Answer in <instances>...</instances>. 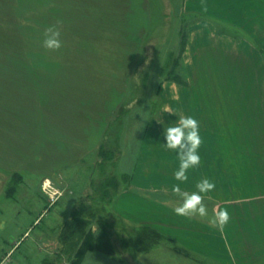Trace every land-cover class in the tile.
<instances>
[{
	"label": "rangeland",
	"instance_id": "rangeland-1",
	"mask_svg": "<svg viewBox=\"0 0 264 264\" xmlns=\"http://www.w3.org/2000/svg\"><path fill=\"white\" fill-rule=\"evenodd\" d=\"M195 19L184 13L183 0H0V224L4 225L0 262L42 264L58 256V264H70L68 256L58 255L59 231L82 203L97 212L89 229H96L99 219L110 223L112 254L103 253L118 263L236 262L212 260L182 241L186 234L196 247L207 244L212 252L219 249L224 234L222 230L213 234L220 229L210 228L206 218L168 215L176 229L168 235L156 229L162 235L144 249L126 245L130 232L136 234L143 226L112 210L116 195L132 190V174L149 121L161 117L164 101L157 65L163 61L164 48L177 47L184 25ZM58 20L63 47L49 52L42 47L43 33ZM257 55L264 59V50ZM224 70L229 74L220 77L223 82L216 84L210 76L216 85L211 84L210 90L203 85L209 95V117L219 129L212 140L217 141L216 151L206 153L204 148L201 155L209 164L220 153L224 162L219 166L228 177L205 194L204 203L209 216L220 207L230 215L223 228L230 243L224 244L225 256L237 253L246 264L257 257L256 264H264L260 258H264V96L259 102L260 94L264 95V67ZM214 72L222 73L217 68L212 72L215 76ZM124 83L127 89L121 90L125 101L120 108L118 87ZM219 93L227 95L214 99ZM106 117L111 120L104 135L107 161L99 163L96 150L81 165L83 181L76 189L71 185L64 189L60 162L69 165L88 154L99 129L108 125ZM154 148L146 146L141 157L152 161L153 150L154 155L158 151ZM162 149L167 150L164 145ZM162 160V172L174 173V164ZM108 176L115 186H108L106 192L99 187ZM180 184L184 188L185 183ZM114 189L117 194L110 201ZM144 193L167 202L174 214L179 198L172 190ZM14 210H18L16 218ZM204 231L210 234L205 239Z\"/></svg>",
	"mask_w": 264,
	"mask_h": 264
},
{
	"label": "crops",
	"instance_id": "crops-1",
	"mask_svg": "<svg viewBox=\"0 0 264 264\" xmlns=\"http://www.w3.org/2000/svg\"><path fill=\"white\" fill-rule=\"evenodd\" d=\"M183 11L185 14L197 17V20H193L187 29V42L182 56L183 74L188 84L183 85L171 80H163L160 84L159 95L160 99L164 101L160 112L161 117L160 119H151L145 130L139 150V154H141L137 158L132 174V190L128 188L121 190L112 204V210L121 218L150 226L161 232H166L167 235L176 229L177 224L175 225L173 221L168 219V215H175V213H171L168 205L148 197L150 195H146L144 192H157L165 189L170 191L175 184H179L181 189L192 192L196 191L195 185L202 179L207 178L216 185H223L228 177L222 167L219 166V162L220 164L224 162L220 153L219 157L216 158L217 160L209 164L205 162L204 154L201 155L204 148L206 153L216 151L215 143L217 144V141L215 137V141L212 140L214 132H218L219 129L218 123H215L217 121L209 117L210 108L207 104L209 95L203 91V85H207V90H210L211 84L216 85L223 82L220 77L226 73L229 74L224 70L225 68L232 70L234 73L236 68L258 67V65L259 68L264 67V59L257 55V52L261 53L264 50V0H183ZM216 68L217 70L220 69L222 73L214 72V74H217L214 76L212 72ZM210 76L214 77L213 80L215 79L216 82L214 83L216 84L210 82ZM211 92L213 93V91ZM219 95L220 97L217 94V98H212L224 99L227 94L222 95L219 93ZM263 96L261 93L259 102H261ZM170 111L177 115L169 113ZM179 115H191L199 122L202 139L199 148L200 164L196 168L189 169L188 180L183 182L185 183L184 188L181 186L180 181L174 178L173 172L164 174L160 165V160L163 159L164 163L174 164V170L178 168L179 161L176 153L169 150L163 151L162 147L164 142L166 143L163 135L164 129L174 125ZM98 144L99 141L95 140L94 145L89 148L88 154L84 153L83 157L80 156L77 162L72 160L69 165L67 162H60V183L63 182L62 187L64 189L68 185H71L72 189H76L77 184L83 181V173L80 169L84 168L81 165L88 158L87 156H91L90 154L97 150ZM146 146L158 149L155 155L153 150L152 161H147L146 156L141 157ZM162 154L164 156H161ZM96 162L98 160H94V165H96ZM208 165L213 167L211 168L213 172L209 171L211 169H208ZM62 192L60 189V195L63 194ZM14 211L16 212L13 213V216L16 218L18 210ZM184 229L186 228L184 227ZM220 231L218 230L213 234L217 235ZM223 234L222 246L219 249L216 248V251L213 252L207 248L209 247L207 244L206 248L194 246L193 242L187 240L186 234L182 241L190 250L193 249L212 260L225 263V260L237 259L234 264H237L238 260V264H246L244 260L238 257L237 253H234V256L231 254L225 256L224 244L228 243V239L225 230H222ZM192 235L199 236V234ZM209 235V231L201 232V237L204 239ZM228 244L230 246V243ZM260 258L264 260L263 257ZM255 259L257 257H253L250 264H256ZM82 264L121 263L108 257L103 252L95 250L88 252Z\"/></svg>",
	"mask_w": 264,
	"mask_h": 264
},
{
	"label": "trees",
	"instance_id": "trees-1",
	"mask_svg": "<svg viewBox=\"0 0 264 264\" xmlns=\"http://www.w3.org/2000/svg\"><path fill=\"white\" fill-rule=\"evenodd\" d=\"M191 22V21H190ZM188 21L184 25V32L181 39L178 42L177 47L173 45L172 47H166L165 46V53H164V58L160 64L157 66L160 67V74H159V82L160 84L162 83L163 80H171L183 85L188 84V82L185 79V76L183 74V60L182 56L186 47V42H187V34H188V27H189ZM183 29V28H182ZM181 33V32H180ZM178 49V51H177ZM136 57V55H135ZM131 65H132V61ZM182 68V71L179 70ZM163 70V73L161 72ZM130 76V74H129ZM162 77V78H161ZM123 79V78H122ZM120 79V81L122 80ZM128 83H131L128 82ZM120 89V90H119ZM127 89L125 87V83L122 87H118V92H119V98L120 101H118V106L122 108L123 103L125 101L124 96L122 94L121 90ZM118 108V112L121 111L122 109ZM117 109L112 110L113 111V116L116 113ZM125 112V111H124ZM128 113V111H126ZM123 117V116H122ZM122 117L119 118L120 121H122ZM105 123L103 122V125H107L105 128L102 130L99 129V144L97 147V150L99 151V156H101V159L99 160V163L101 162H106L107 161V153L105 151V148L107 149L106 146H104L105 143V138L107 136L104 135L106 132L109 131L110 125H111V120L106 117ZM98 123V119H97ZM102 125V126H103ZM107 140V139H106ZM108 186H115L114 185V178L112 177H106L104 181L101 182L100 184V190H107ZM15 188H11L10 190H14ZM98 191V189L96 188ZM104 191V192H105ZM11 193V191H9ZM108 192V191H106ZM116 190L114 189V192L112 193V198H110V201L113 200V197L116 195ZM97 217V212L95 211L94 207L91 204H84L82 203L79 207L75 208L70 217H68L65 222L60 226V231H59V245L60 249L58 251L59 256H68L70 264H82L83 261L85 260V257L87 256L88 252L90 251H101L104 253H110V245H109V240L108 237L112 236L111 234V225L107 221L103 219L98 220V226L96 229L93 230V228L90 227L89 229V224L91 221L96 219ZM143 226L142 231H139L136 234H130L128 235V240L126 239V245L129 247H136L137 245L141 246L144 249H148L152 246V242L159 239V236L162 234L157 231L154 228L148 227V226ZM59 257L55 259H46L42 262V264H58V259Z\"/></svg>",
	"mask_w": 264,
	"mask_h": 264
},
{
	"label": "clouds",
	"instance_id": "clouds-1",
	"mask_svg": "<svg viewBox=\"0 0 264 264\" xmlns=\"http://www.w3.org/2000/svg\"><path fill=\"white\" fill-rule=\"evenodd\" d=\"M61 21L48 26L43 33L42 47L49 52H58L63 47L61 39ZM175 114L174 112H169ZM166 143L165 149L176 153L179 165L173 175L177 181L185 182L188 180L187 172L189 169L196 168L200 164L199 148L202 143L200 136V124L191 115H179L174 125L164 129ZM214 182L205 178L196 185V191H182L179 184L172 186V193L179 198V202L173 207L176 215L187 218L207 219L210 228L220 229L227 225L230 215L226 209H214L209 216L207 207L204 203L205 194L214 191ZM167 204V202H165ZM4 228L0 224V230Z\"/></svg>",
	"mask_w": 264,
	"mask_h": 264
},
{
	"label": "built area",
	"instance_id": "built-area-1",
	"mask_svg": "<svg viewBox=\"0 0 264 264\" xmlns=\"http://www.w3.org/2000/svg\"><path fill=\"white\" fill-rule=\"evenodd\" d=\"M4 262H5V260H4ZM0 264H3L2 262H0Z\"/></svg>",
	"mask_w": 264,
	"mask_h": 264
}]
</instances>
